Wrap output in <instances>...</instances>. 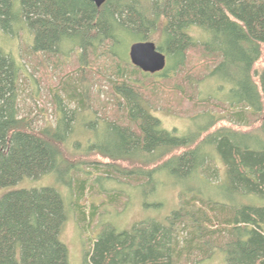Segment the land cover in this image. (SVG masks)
<instances>
[{"label": "trees", "instance_id": "16d2710c", "mask_svg": "<svg viewBox=\"0 0 264 264\" xmlns=\"http://www.w3.org/2000/svg\"><path fill=\"white\" fill-rule=\"evenodd\" d=\"M0 31L10 39L25 32L36 55L75 53L80 74L54 95V122L40 125L36 116L20 114L21 58L0 49V190L49 175L70 188L81 165L69 158L95 155L139 164L113 168L136 188L167 185L161 177L178 184L192 178L214 192L203 199L196 188L174 183L179 208L128 230L104 222L80 264H203L218 253L221 264H264V119L258 121L264 117V0H106L100 7L87 0H0ZM137 42H152L165 55L161 73L130 64L128 49ZM193 52L208 61L204 80L226 85V115L200 112L178 134L162 128L153 108L165 82L177 75L185 82ZM99 67L113 98L110 113L90 98V71ZM155 76L163 81L147 80ZM253 117L259 118L255 130L238 131ZM225 120L234 127L211 131ZM76 181L83 194L85 181ZM69 213L52 187L3 194L0 264H70L61 241Z\"/></svg>", "mask_w": 264, "mask_h": 264}, {"label": "rangeland", "instance_id": "374dc122", "mask_svg": "<svg viewBox=\"0 0 264 264\" xmlns=\"http://www.w3.org/2000/svg\"><path fill=\"white\" fill-rule=\"evenodd\" d=\"M29 43V36L25 32H22L17 38L10 39L0 31V49L5 53L11 52L14 56L20 57L25 68L20 84V114L36 116L40 125L52 124L57 116V109L53 104L54 95L63 94L61 88L62 85H67L68 79H79L80 74L77 71L79 64L75 53L66 56L58 54L36 55L30 51ZM203 57L205 56L200 52L190 53V64L185 70V72H189V76L185 79V82L183 75H177L169 83L166 84L165 82L163 84L167 86L158 95V100L154 103L153 108V115L161 122L162 128L169 131L175 130L178 134H183L189 128L190 118L200 112L210 111L215 116H224L223 111L227 108L223 104L226 85H219L218 80H204L208 74V69L205 67L208 61ZM90 72L92 79H95L89 83L91 85L90 98L95 107L105 105L106 111L110 113L113 98L106 73L103 67H99L97 70L93 69ZM147 80L149 82H152V80L163 81L159 76L149 77ZM258 119L256 117L250 119V122H248L250 126L246 128H235L238 131L255 130ZM262 119L264 117L258 120L259 123ZM205 122V120L200 121L198 125H204ZM222 126L234 127L228 125L225 120L217 123L211 131ZM76 136L74 138L85 144L82 136ZM80 158V160L69 158L73 162L78 161L81 165V172L74 179L72 178L70 188L58 186L55 179L49 175L39 180L23 181L16 186L0 190V197L6 192L23 188L52 187L61 193L70 212L68 221L61 233V241L68 249L70 264L81 263L83 252L89 249L96 233L99 231V227L104 222H110L120 230H128L133 224L141 220H162L171 211L179 208L178 194L180 189H173L171 185H174V183L177 186L184 184L183 186L187 188H196L202 192L203 199L213 196L214 193L192 178L178 184L176 180H166L161 177L160 181L164 180L167 185L154 187V190L152 186L145 184L136 188L135 181L120 175L113 168L124 171L136 169L139 164L112 162L95 155ZM218 163L219 177L222 179L223 168ZM108 169H111V174L106 172ZM79 179L85 181L83 194L79 193V187H77L78 182L76 180L79 181ZM78 197L81 198L77 200ZM223 199L226 198L223 197ZM74 201H77L78 205L83 208L86 216L85 222L79 221L76 213L79 209L76 208ZM90 214L93 215L92 219H90ZM222 261L224 262V258L218 253L210 261L203 264H221Z\"/></svg>", "mask_w": 264, "mask_h": 264}, {"label": "water", "instance_id": "95a60500", "mask_svg": "<svg viewBox=\"0 0 264 264\" xmlns=\"http://www.w3.org/2000/svg\"><path fill=\"white\" fill-rule=\"evenodd\" d=\"M100 7L106 0H87ZM130 64L149 75L161 73L166 67V57L152 42L133 43L128 49Z\"/></svg>", "mask_w": 264, "mask_h": 264}]
</instances>
